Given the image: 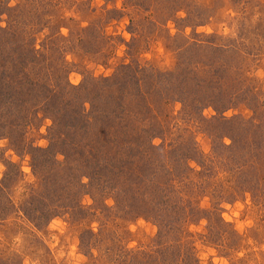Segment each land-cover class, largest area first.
Listing matches in <instances>:
<instances>
[{
    "label": "rangeland",
    "instance_id": "rangeland-1",
    "mask_svg": "<svg viewBox=\"0 0 264 264\" xmlns=\"http://www.w3.org/2000/svg\"><path fill=\"white\" fill-rule=\"evenodd\" d=\"M193 1L195 8L189 5L190 12L193 9L195 17L203 20L194 31L222 36L228 42L236 38L245 45V49L241 47L247 58L245 83L253 91L264 92V0ZM161 2L164 7L160 0L152 4L148 0H0V26L11 33L2 36V31L0 48L6 50L2 47L5 39L16 35L27 42L19 41L17 46L13 42L8 49L18 52L32 47L37 55V61L32 60L35 67L31 62L22 64L18 77L25 89L21 96L1 93L9 91L10 85L5 84L10 83L13 69L0 64V78L7 81L0 84V264L168 262L160 258V246L152 245L150 250L159 235V221L115 207V193L125 185L109 179L106 185L103 180L82 176L93 175L95 159L99 161L102 155L109 158L115 147L108 151L100 146L94 157L87 156L78 148L82 143H86L83 148H89L91 134H84L83 142H75L78 147L71 144L67 150L72 152L70 147H75L81 151L80 158L73 160L57 153L68 147L67 141H61L63 131L52 124L46 109L34 102L26 82L40 79L33 71L41 65L62 66L66 81L77 87L113 75L122 63L133 60L159 71L175 67L174 48L181 42L180 33L192 32L175 21L187 16L188 2L183 8L178 6L179 0ZM164 8L170 11L166 13ZM177 9L176 16H168ZM168 17L172 20L165 24ZM180 106L176 102L167 106V113H175L176 118L166 121V141L156 136L152 143L167 144L179 133L182 138L189 128L197 148L210 154L211 138L201 127L204 123L179 119ZM213 114L210 107L202 110L206 118ZM235 114L247 117L251 111L245 102H237L223 113L225 117ZM216 125L214 122L208 128L220 131ZM121 159L120 155L119 164ZM216 179L220 181V175ZM259 188L244 192L240 186L235 192L223 193L217 187L200 196L198 203L207 212L193 213L183 228L176 225L168 234L173 239L182 236V264H264V189ZM140 249L147 251L138 252ZM120 250L133 251L130 262L116 255Z\"/></svg>",
    "mask_w": 264,
    "mask_h": 264
},
{
    "label": "trees",
    "instance_id": "trees-1",
    "mask_svg": "<svg viewBox=\"0 0 264 264\" xmlns=\"http://www.w3.org/2000/svg\"><path fill=\"white\" fill-rule=\"evenodd\" d=\"M153 1L148 0L150 4ZM179 1L177 4L180 3L181 8L187 7L188 2L184 9L187 16L176 17L175 21L184 23L183 27H190L192 32L180 33L181 42L177 41L174 48L175 67L159 71L133 60L122 63L113 75L95 78L90 84L77 87L66 81L62 66L51 64L48 68L41 65L34 69V75L41 76L38 81H26L35 96L34 102L46 109L45 114L52 124H58L63 131L61 141H67L68 147L57 153L67 158L70 155L75 160L80 158L78 153L81 151L94 157L100 146H106L108 151L115 147L109 158L102 155L98 157L99 161L95 159L93 175L85 173L82 176L88 180H103L106 185L108 179L125 185L115 193V207L159 221V235L151 243L150 250L152 245H155L153 248L160 246V258H167L166 264H182V249H179L182 236L173 239L168 234L176 225L183 228L182 225L192 220L193 213L207 212L198 203L202 195L214 192L217 187L224 190L223 193L235 192L240 186L244 192L258 187L264 189V92L253 91L245 83L246 69L243 67L247 58L244 57L246 51L241 50L245 45L236 38L228 42L222 36L197 33L194 27L201 20L192 12L194 1ZM160 3L164 7L161 0ZM189 5L193 7L191 12ZM179 9L168 16H176ZM162 10L170 11L168 8ZM170 20L172 18L168 17L164 23ZM2 31L0 26V37ZM3 33L2 36L11 35L6 30ZM10 39H5V45H2L6 50L0 48V64H9L13 69L10 83L5 84V77L0 78L1 86H4L3 82L10 85L8 92L1 91L5 97L24 94V85L20 84L23 79L18 77L22 73V64L31 62L35 67L32 60L37 61L32 47L18 52L8 49L13 42L16 46L19 41L27 42L24 38L12 35ZM23 56H27L25 60ZM28 57L30 60L27 61ZM38 82L42 84L37 86ZM171 102L181 105L179 119L204 123L201 127L211 138L210 154L205 155L197 148L196 142L190 139L189 128H185L182 138H179L180 133L176 134L163 145L166 121L176 118L175 113H167ZM237 102H245L251 114L225 117L223 113ZM85 103L88 108L84 107ZM206 107L214 112L209 118L202 115ZM140 121L143 124H139ZM214 122L220 131L208 128ZM84 134H91L89 148H83L86 143L80 147L76 145L83 140ZM156 136L163 137L162 144L152 143ZM71 144L81 151L70 147L72 152H67ZM215 175L216 178L220 175V181ZM175 248L176 259H170ZM143 251L147 250H138ZM126 252L120 250L116 255L129 259L133 251ZM124 262H130V259ZM188 264L193 262L188 261Z\"/></svg>",
    "mask_w": 264,
    "mask_h": 264
}]
</instances>
